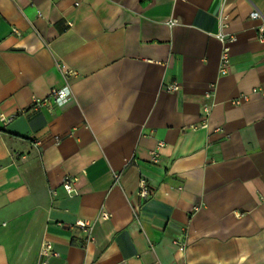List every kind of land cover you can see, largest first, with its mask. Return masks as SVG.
Listing matches in <instances>:
<instances>
[{"label":"crops","instance_id":"obj_1","mask_svg":"<svg viewBox=\"0 0 264 264\" xmlns=\"http://www.w3.org/2000/svg\"><path fill=\"white\" fill-rule=\"evenodd\" d=\"M263 25L264 0H0V264H264Z\"/></svg>","mask_w":264,"mask_h":264},{"label":"built area","instance_id":"obj_2","mask_svg":"<svg viewBox=\"0 0 264 264\" xmlns=\"http://www.w3.org/2000/svg\"><path fill=\"white\" fill-rule=\"evenodd\" d=\"M252 16L253 17H262L261 13L255 9L252 12ZM174 20H170L169 23L170 24H174ZM68 24L70 25L71 22H68ZM216 36L220 39V41L223 43V48H222V54L220 56V73L221 74H225L227 72L230 71V66L231 64H229V46H228V42H232L235 40V37L233 36H228L226 34H222L221 32H218L216 34ZM259 38L261 40L264 39V25L261 28V33L259 35ZM165 90L167 92L169 91H175L179 89V84L177 82H173V83H169L168 85H165ZM214 94L213 92V87L208 90L206 92V96L208 98H211L212 95ZM246 97V96H244ZM72 91L70 88L69 84L64 85L61 88H55L52 89L49 94L41 99H35L34 101V105L33 107L36 108H41L42 106H46V107H50L54 104H64L68 101H70V99H72ZM233 103H238V101H233ZM203 112H202V117H203V122L200 124V126L202 127H206L207 126V118L210 115L211 112V105L210 104H205L203 106ZM12 119V117H9L5 114H1L0 115V120L3 123H7L8 121H10ZM196 126H194L193 128H195ZM59 137H55L56 143L59 141L58 140ZM38 144V143H36ZM157 156H158V151H152V160L153 162H157ZM119 177V173H115L114 174V181H116ZM139 184H138V188L136 191V194H138L142 199L144 198H148L151 194V189L149 186V183L147 182V180H145L144 178H140L139 179ZM75 177H70V176H65L62 183H63V187L66 191L67 194L72 195L75 191ZM109 217V213L106 211H102L101 213V218H108ZM75 225L81 227L85 233H86V237H85V241L87 243H89V241H94V235L92 233V225L88 222H81V221H77L75 222ZM178 248L180 250L183 249V245L179 244ZM39 254H40V261L38 264H47L48 258L54 255H57L56 252L52 249V243L49 240H44L41 244V248L39 250Z\"/></svg>","mask_w":264,"mask_h":264}]
</instances>
